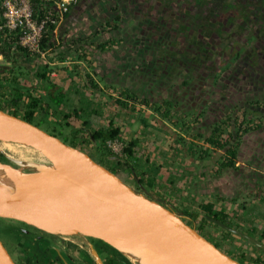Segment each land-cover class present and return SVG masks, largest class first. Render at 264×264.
Masks as SVG:
<instances>
[{
	"label": "flooded vegetation",
	"instance_id": "flooded-vegetation-1",
	"mask_svg": "<svg viewBox=\"0 0 264 264\" xmlns=\"http://www.w3.org/2000/svg\"><path fill=\"white\" fill-rule=\"evenodd\" d=\"M48 34L42 56L23 55L11 71L18 77L0 81L1 103L14 107L20 119L32 116L33 125L120 180H130L121 181L184 217L203 237L211 229L264 245V232L245 224L246 207L239 226L225 210L240 196L246 205L255 204L256 225L263 223L264 0H77ZM27 62L35 63L29 86L21 78ZM7 68L3 73L12 67ZM10 86L15 105L7 100ZM102 129L118 130L105 147L93 137ZM151 145L176 149L191 165L187 171L178 162L207 199L198 204L199 215L186 214L185 204L158 192L163 162H148ZM147 164L155 166L153 175ZM202 204H211L213 214L223 212L226 222L207 216ZM6 220L4 228L17 238L13 253L1 242L16 264H139L98 239ZM240 255L246 260L228 256L252 264Z\"/></svg>",
	"mask_w": 264,
	"mask_h": 264
},
{
	"label": "water",
	"instance_id": "water-1",
	"mask_svg": "<svg viewBox=\"0 0 264 264\" xmlns=\"http://www.w3.org/2000/svg\"><path fill=\"white\" fill-rule=\"evenodd\" d=\"M0 141L32 147L48 161L25 163L0 152L12 163L0 161L5 177L0 179V218L49 234L98 239L139 264H240L184 217L136 193L80 150L2 110ZM0 264H16L1 240Z\"/></svg>",
	"mask_w": 264,
	"mask_h": 264
},
{
	"label": "rangeland",
	"instance_id": "rangeland-1",
	"mask_svg": "<svg viewBox=\"0 0 264 264\" xmlns=\"http://www.w3.org/2000/svg\"><path fill=\"white\" fill-rule=\"evenodd\" d=\"M48 42L46 43V46H48L49 41H50V37L48 34ZM24 55V54H23ZM22 54H20V52H16V50H11V54H10V58L8 60H6L3 56L0 55V79L3 80L4 82H8L10 81L9 79L6 78H11V79H16L18 77V75H14L12 74V70H14L13 68L15 67L16 63L21 62L23 60ZM26 65L28 67H24L22 71H24L23 75H21V79L24 84L26 86L31 85L32 83V72L35 69V63H26ZM7 67H12L10 71H8L7 73H3L4 69ZM9 69V68H7ZM59 68H56V70H54V72H57L56 75L57 76H62V71H58ZM28 72V74H27ZM54 75V74H53ZM8 80V81H7ZM12 87L14 86H10V87H6L5 90H8V97L7 100L12 102V100L14 99V91L12 90ZM41 87V85H40ZM1 88V87H0ZM2 90V88H1ZM4 91V89H3ZM47 92H52V89H49L47 87ZM0 100L2 101V98L0 97ZM2 106L4 108H6L8 111L12 112L14 109V107L12 106H8L6 103H2ZM126 119V118H125ZM125 123V122H124ZM126 124V123H125ZM157 124V123H156ZM42 129L47 130L43 125H40ZM158 124L157 127L155 126L156 130L158 128ZM40 128V127H39ZM2 141H0V152L4 151L5 153H7L9 156H12L16 159L19 160H25V161H32V162H37V163H43V164H48L47 159L40 154L38 151H34L31 152L30 150L28 151V149H23V148H19L16 147L14 149H7L2 145ZM2 150V151H1ZM178 150V149H177ZM189 151V150H187ZM148 152L150 153L149 158H148V162H151V159H153L157 164H162L163 162V170H162V174L163 176L161 178H163V180L158 181V184L155 186L158 189V192H162V193H166L170 196L173 197V200H170L171 203H174L176 205H180L181 203L185 204V207H183V211H186V214H195L197 213L196 210L197 206L200 202H204L205 200H207L206 198H204L202 196V191L203 190H198L196 186H198V181L197 179H191L190 176L187 177V179H185L186 177L183 176V174L181 173L182 170H184L183 168L187 167V171L190 170L191 165H188L186 163H184L181 159L182 153L177 152L176 153V149H170V147L166 146L165 149H161V148H154L153 145H151V148L148 149ZM1 154V153H0ZM178 154V157H176ZM162 158V160L158 159V158ZM6 159V158H5ZM3 163L6 164H11L8 160L5 161H1ZM160 162V163H159ZM178 162L181 164V166H184L182 169L180 168V165H178ZM150 164V163H149ZM147 164V165H149ZM156 164V165H157ZM186 164V166H185ZM14 166V165H13ZM148 171L150 172L151 175H153L156 171H155V166L149 165L148 166ZM180 174V176H177L176 174ZM175 174V175H174ZM125 183H130V180L124 178L123 176L121 177ZM182 180V181H181ZM188 180V181H187ZM188 182V183H186ZM189 185L190 187L187 188ZM187 188V189H186ZM193 189V190H192ZM177 198V200H175ZM204 200V201H201ZM245 198H242L240 196H236V198L231 201V202H227L226 203V211L228 213H230V218L232 219L233 224H237V226H239L238 222L240 221L242 216V211L241 208L242 207H246L247 211L249 212V222L250 223H245L247 224V227L249 229L254 228V227H259L256 228L258 229L259 234L264 232V221L261 224H257V222H255L254 219V206L255 204H247V201L244 202ZM169 201V198L168 200ZM219 207L217 206L215 209H218ZM261 209H264V206H261ZM263 213V214H262ZM261 214L263 215V220H264V212H262ZM198 214V213H197ZM199 215V214H198ZM8 220L0 218V240L4 242L5 247L9 250L10 253H13V248L12 245L14 244V242L16 243L17 238L15 237V234H9V229L4 228V224L7 222ZM255 222V223H253ZM4 228V229H3ZM244 228V227H243ZM241 229V228H240ZM245 229V228H244ZM219 233L221 234L220 231H214V230H206V232L204 233V238H206L207 240L212 241L214 244H216L218 246V248L220 250H222L223 252H225L227 255H230L231 257L239 260V256L240 254H245L247 256V258L250 260V262H252L253 258H259L261 261L264 260V252L262 250H258V248L254 245H249L248 243H245L243 240L231 235V234H223L224 236H220ZM247 234H250L251 236H255L256 234L251 233V231H246ZM255 240H257V242H259V238L255 237ZM13 259H15V257H13ZM16 261V260H15ZM245 264H251L246 262Z\"/></svg>",
	"mask_w": 264,
	"mask_h": 264
},
{
	"label": "built area",
	"instance_id": "built-area-1",
	"mask_svg": "<svg viewBox=\"0 0 264 264\" xmlns=\"http://www.w3.org/2000/svg\"><path fill=\"white\" fill-rule=\"evenodd\" d=\"M76 2L0 0V38L9 42L10 50L19 48L30 56H42L41 42L48 38L47 28L54 27Z\"/></svg>",
	"mask_w": 264,
	"mask_h": 264
},
{
	"label": "trees",
	"instance_id": "trees-1",
	"mask_svg": "<svg viewBox=\"0 0 264 264\" xmlns=\"http://www.w3.org/2000/svg\"><path fill=\"white\" fill-rule=\"evenodd\" d=\"M53 29V26H49L48 28H47V31L46 32H49L50 30H52ZM47 41H48V38L46 37V38H44L43 40H42V42H41V49L42 50H45L46 49V43H47ZM11 48H10V46H9V42L8 41H5L4 39H1L0 38V55L1 56H3L6 60H8L9 58H10V54H11V50H10ZM16 50V52H20V54H24V55H28V53L27 52H25L24 50H21V49H19V48H17V49H15ZM0 90H1V88H0ZM12 104H14L15 105V101L13 100L12 101ZM33 105V104H32ZM0 110H2V111H4V112H6V113H8V114H10V115H13V116H15V117H18V114L15 112V111H12V112H10V111H8L6 108H4L3 106H2V103H1V100H0ZM21 119L22 120H24V121H26V122H29V123H31V124H34V122H33V119H32V116H30V115H28V116H24V117H21ZM36 126V125H35ZM38 127V126H37ZM39 128V127H38ZM118 136V130H116V129H112V130H109V129H102V130H99L97 133H95L94 135H93V137H94V139L95 140H100L101 142H102V145H104V147H105V144H106V142L108 141V140H111V139H114V138H116ZM105 151H107L106 150V148H105ZM109 151V150H108ZM128 152H129V150H127ZM109 153V155H112L111 154V152L109 151L108 152ZM6 159H5V157L2 155V154H0V161H5ZM100 165H102V163H99ZM230 164V166H233V163H229ZM200 208L203 210V212L207 215V216H211V217H213V218H215L216 220H218V221H220V222H222V223H225L226 221H225V218H226V215L225 214H223V212H217L216 214H213L212 213V211H213V208H212V205L211 204H202L201 206H200ZM204 222L205 223H209L207 220H206V218L204 219ZM197 232L200 234V235H202L203 236V232H202V230H197ZM239 260L240 261H244V260H246V257L245 256H243V255H240L239 256ZM252 264H264V261H260L259 259H254L253 261H252Z\"/></svg>",
	"mask_w": 264,
	"mask_h": 264
},
{
	"label": "bare ground",
	"instance_id": "bare-ground-1",
	"mask_svg": "<svg viewBox=\"0 0 264 264\" xmlns=\"http://www.w3.org/2000/svg\"><path fill=\"white\" fill-rule=\"evenodd\" d=\"M3 143H2V145L5 147V148H7V149H14V148H16V147H19V148H23V149H28V151L30 150L31 152H34L36 149H34V148H32V147H29V146H27V145H23V144H20V143H12V142H4V141H2ZM2 151V150H1ZM36 151H38V150H36ZM2 152H4V151H2ZM40 154H41V152L40 151H38ZM5 153V152H4ZM6 155H7V153H5ZM8 156V155H7ZM8 157H10V158H13V159H15V160H18V161H21V162H25V163H32V164H43V163H37V162H32V161H25V160H19V159H16V158H14V157H12V156H8ZM0 179H5V177L3 176V174L1 175L0 174ZM132 259V258H131Z\"/></svg>",
	"mask_w": 264,
	"mask_h": 264
},
{
	"label": "crops",
	"instance_id": "crops-1",
	"mask_svg": "<svg viewBox=\"0 0 264 264\" xmlns=\"http://www.w3.org/2000/svg\"><path fill=\"white\" fill-rule=\"evenodd\" d=\"M262 217V216H261ZM262 219H263V217H262ZM264 221V220H263Z\"/></svg>",
	"mask_w": 264,
	"mask_h": 264
}]
</instances>
